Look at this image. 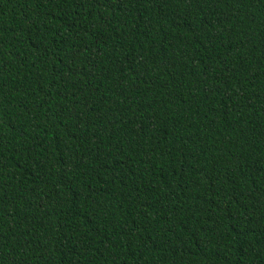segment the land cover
Instances as JSON below:
<instances>
[{"label":"trees","instance_id":"1","mask_svg":"<svg viewBox=\"0 0 264 264\" xmlns=\"http://www.w3.org/2000/svg\"><path fill=\"white\" fill-rule=\"evenodd\" d=\"M0 264H264V0H0Z\"/></svg>","mask_w":264,"mask_h":264}]
</instances>
